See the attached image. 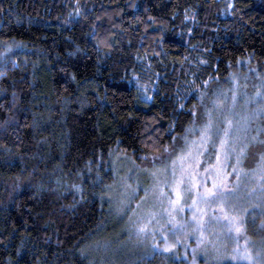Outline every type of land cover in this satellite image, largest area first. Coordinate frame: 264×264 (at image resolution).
I'll use <instances>...</instances> for the list:
<instances>
[{
	"label": "trees",
	"instance_id": "trees-1",
	"mask_svg": "<svg viewBox=\"0 0 264 264\" xmlns=\"http://www.w3.org/2000/svg\"><path fill=\"white\" fill-rule=\"evenodd\" d=\"M0 42L23 45L0 64V264H103L87 245L122 225L105 197L113 158L141 167L186 143L197 108L217 100L202 172L227 131L221 182L264 204L262 77L243 87L249 64L264 75V0H0ZM236 74L227 105L220 88ZM240 212L264 264V213Z\"/></svg>",
	"mask_w": 264,
	"mask_h": 264
},
{
	"label": "rangeland",
	"instance_id": "rangeland-1",
	"mask_svg": "<svg viewBox=\"0 0 264 264\" xmlns=\"http://www.w3.org/2000/svg\"><path fill=\"white\" fill-rule=\"evenodd\" d=\"M22 48L23 45L19 43L0 42V64L5 58L22 50ZM248 69L256 71L257 75L256 73L254 74L258 78L253 76L254 78L251 79L250 75L252 73L249 74ZM243 71L244 73L247 72L249 74L243 78H250L252 80L245 83L243 87H250L251 82L254 81L256 83V80L262 77L261 87L264 88V75L259 73L256 70V67L249 64ZM240 77L241 76H238L237 74L231 76L229 85L220 88V90L223 89L222 91L225 95L223 96L225 100H223L225 101L224 103L227 102V105L230 101L234 100L232 99L233 96H237L236 91L240 89V83L242 82V78ZM210 86L215 87L216 85L215 83H212ZM222 91H218V93ZM206 96L208 98V95ZM234 103L235 101L233 104ZM233 104H231L230 108ZM217 106L218 104L215 101L209 109L207 108L206 112L203 108L197 106L199 107H196L197 124L199 126H195L192 131L194 132L199 128L200 133L198 135H191L186 143L177 142L175 147H170L172 151L163 153L164 158L162 160H157L153 163L152 158H150L149 162H146L141 167H137L132 159L126 154H117L113 158L115 171L114 181L107 188V194L105 197L108 198L110 202V212L116 217H121L123 221L122 225H120V229L114 233L112 237L106 235L107 237L105 236L101 241L99 240L98 243L93 244V242L87 245L88 251L92 256L100 259L103 264H113L114 262L120 261L122 264H131L132 262L133 264H137L138 261L146 260L153 253L160 252L177 260L190 259L192 261L193 256L195 255L196 264H200V262H202V264H221L224 262H240L242 259L233 260L232 256H239L244 253L247 248L251 251L254 259H258L257 253H259V251L255 249V247L258 246L255 245L254 241L250 242L252 240V236H250L251 231L250 229H247L246 226L244 230L236 233L235 231H230L227 223L221 219L219 222H214L211 228L206 226L204 228L205 237L198 239L199 233L197 231V222L193 220V216L194 214H198V209L200 208L204 209L207 213L204 216V221H208L209 217L214 213L220 215V208L214 206L218 203L217 201H202L196 207H193L192 197L195 196L196 193L185 192L180 204L175 207H172L169 204L170 198H175L174 193L171 191V184L173 183L174 178L171 173L169 162L174 160L178 155L185 154L186 166L196 174L198 180L202 181L200 185L201 189L203 188V181L205 178H207L208 187H212L211 182L213 180H216L219 183L223 178L226 143L223 147L220 145L222 140L226 142V135H224V133L223 136H221V141L217 148L214 160L211 165H207V172H202L203 155L207 150L209 141L212 137L211 116L214 115L215 111L213 110ZM209 124L210 127L207 128V133H205V127ZM225 133H227V131ZM201 137H204V139H201ZM189 149H191V151H189ZM165 165H169L168 171L162 170ZM158 169L161 170L157 171ZM177 171H179V165H177ZM184 187H187V185ZM145 188L148 189L147 196L144 191ZM161 188L163 189V192H161ZM226 190L232 191V188L227 186ZM247 193H249V191H247ZM252 206L256 207V205ZM236 208L239 209L236 214L240 216H242L240 210L244 212L243 210L245 208L251 210L248 212L252 213V208H249V204L246 203H237ZM168 209H170V214L177 220L187 222L182 236V239L186 241V244H177L176 248L169 252H163L159 248H155L154 250L152 235H138L136 226L141 223H147L150 229H156V243L162 244L164 241L159 237V225H165V231L167 230L166 220L169 212L166 210ZM224 210L231 214L233 212V207L231 204L226 203L224 205ZM150 213L156 214L151 220L148 219ZM212 229H215V231H212ZM253 229L256 230L257 227L255 226ZM201 239H203V243H201ZM262 239H264V237H260V240ZM261 243H264V240L261 241ZM261 243L260 245H262ZM185 253H187V255H185Z\"/></svg>",
	"mask_w": 264,
	"mask_h": 264
},
{
	"label": "snow or ice",
	"instance_id": "snow-or-ice-1",
	"mask_svg": "<svg viewBox=\"0 0 264 264\" xmlns=\"http://www.w3.org/2000/svg\"><path fill=\"white\" fill-rule=\"evenodd\" d=\"M74 14H80V9L76 8L73 12L69 13V16H72ZM66 23L71 24L72 20H66ZM207 83V82H205ZM233 99H235V96H233ZM217 104L221 103V101L217 100ZM232 122L229 120L228 124L230 125ZM210 127L209 125H206L205 127V133H207V128ZM210 135V134H208ZM227 135V133H225ZM201 139H204V137H201ZM185 140H187V137H185ZM257 137L253 136L252 141H256ZM251 142V141H250ZM226 142L221 141V147L224 146ZM259 143L264 144V139L259 140ZM172 151L168 146H165V152ZM191 151V149H189ZM242 153L245 151L244 148L240 150ZM227 154V153H226ZM146 155H151L152 162L155 163L157 160H162L163 153H148ZM171 166V173L173 176V183L171 184V191L174 193L175 198L169 200V204L172 207H175L176 205L180 204V201L184 195L185 192L191 193L195 192L196 195L192 197L193 200V207H196L200 202L202 201H217L218 203L214 205L215 207H219L221 210V214H213L211 217H209L208 221H204V216L207 214L204 209L200 208L198 209V214H194L193 220L197 222V231L199 233L198 239L205 237V231L204 228L207 226L211 228L212 224L214 222H219L221 219L224 220L225 223H227L228 228L230 231H235L236 233L241 232L245 229V223L246 221L244 218L240 215H237L236 212L239 211V209L236 208V204L238 203V197L235 196V189L232 191H227V185L223 182H217L216 180H213L212 187L207 186V178L203 181V188L201 189L200 185L202 183L201 180H198L196 177V174L190 170L188 166L185 164V154L178 155L174 160H171L169 162ZM177 165H179V171H177ZM258 168L261 171L262 175L257 177V180H264V152L260 153V160L258 161ZM161 169H158L157 171H160ZM163 171L169 170V165H165V167L162 169ZM207 171V169H206ZM251 171V170H248ZM239 183V173H237ZM187 185V187H184ZM78 187V186H75ZM259 188L264 191V183L259 184ZM146 196L148 195V189H144ZM251 191V189H249ZM161 192H163V189L161 188ZM143 199V198H142ZM231 204L233 207V212L229 214L224 210L225 204ZM249 208H252V215L253 223L255 222L254 214L257 210L264 213V204H261L259 206L253 207L252 205H249ZM123 210V209H121ZM169 212V215L167 216L166 225L167 230L165 231V225H159V237L163 239V243L159 244L156 243L157 240V230L156 229H150L148 227L147 223H141L136 226L137 234L141 235H148L151 234L153 238V244H154V250L155 248L161 249L163 252H169L172 249H175L177 244L184 243L186 244V241L182 239L185 227H186V221H180L177 220L174 216L170 214V209L166 210ZM244 212H248V208H245L243 210ZM156 214L150 213L148 219L151 220ZM260 229L264 230V220L261 221V223L257 226ZM212 231H215V229H212ZM171 238V239H170ZM203 239H201V243H203ZM195 251V250H194ZM187 255V253H185ZM233 260L236 259H242L253 262V264H260L259 260H255L251 251L249 249H245L244 253L240 254L239 256L233 255ZM192 264H196L195 255L193 256Z\"/></svg>",
	"mask_w": 264,
	"mask_h": 264
}]
</instances>
